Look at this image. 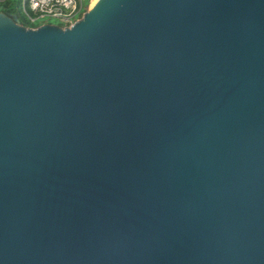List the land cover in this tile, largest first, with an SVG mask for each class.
<instances>
[{"label": "water", "instance_id": "95a60500", "mask_svg": "<svg viewBox=\"0 0 264 264\" xmlns=\"http://www.w3.org/2000/svg\"><path fill=\"white\" fill-rule=\"evenodd\" d=\"M0 264H264V0L0 10Z\"/></svg>", "mask_w": 264, "mask_h": 264}, {"label": "built area", "instance_id": "2783aa9c", "mask_svg": "<svg viewBox=\"0 0 264 264\" xmlns=\"http://www.w3.org/2000/svg\"><path fill=\"white\" fill-rule=\"evenodd\" d=\"M7 1L0 0V5L4 6ZM21 6L24 24L21 23L32 28L50 23L49 19L62 27H71L88 10L84 0H21Z\"/></svg>", "mask_w": 264, "mask_h": 264}, {"label": "rangeland", "instance_id": "374dc122", "mask_svg": "<svg viewBox=\"0 0 264 264\" xmlns=\"http://www.w3.org/2000/svg\"><path fill=\"white\" fill-rule=\"evenodd\" d=\"M9 3H7L6 5H4V7H6V11H9L10 13L13 14H17L19 16L20 21H22V23L24 24V19H23V7L21 6V0H8ZM88 9L90 8L91 4H93V0H84ZM2 6V8H4ZM48 22L50 23H58L56 20L54 19H49Z\"/></svg>", "mask_w": 264, "mask_h": 264}, {"label": "trees", "instance_id": "16d2710c", "mask_svg": "<svg viewBox=\"0 0 264 264\" xmlns=\"http://www.w3.org/2000/svg\"><path fill=\"white\" fill-rule=\"evenodd\" d=\"M7 3H9V1H7V2L5 3V5H6ZM1 6H2V5H0V9H2V10H4V11H6V9H7V8H6V7H4V6H3L4 8H2ZM7 12H9V11H7Z\"/></svg>", "mask_w": 264, "mask_h": 264}, {"label": "bare ground", "instance_id": "6f19581e", "mask_svg": "<svg viewBox=\"0 0 264 264\" xmlns=\"http://www.w3.org/2000/svg\"><path fill=\"white\" fill-rule=\"evenodd\" d=\"M97 2V0H93V4H91V6L90 7H92L95 3Z\"/></svg>", "mask_w": 264, "mask_h": 264}]
</instances>
